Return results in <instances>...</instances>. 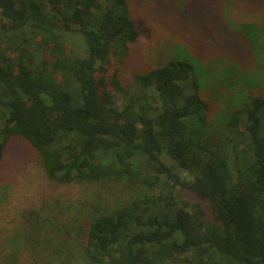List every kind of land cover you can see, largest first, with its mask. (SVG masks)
<instances>
[{
    "label": "trees",
    "instance_id": "trees-1",
    "mask_svg": "<svg viewBox=\"0 0 264 264\" xmlns=\"http://www.w3.org/2000/svg\"><path fill=\"white\" fill-rule=\"evenodd\" d=\"M138 36L127 0H0V163L19 136L52 182L144 190L45 205L0 264H264V99L216 123L189 55L123 85Z\"/></svg>",
    "mask_w": 264,
    "mask_h": 264
},
{
    "label": "rangeland",
    "instance_id": "rangeland-1",
    "mask_svg": "<svg viewBox=\"0 0 264 264\" xmlns=\"http://www.w3.org/2000/svg\"><path fill=\"white\" fill-rule=\"evenodd\" d=\"M127 2L139 36L122 60L118 78L123 85L142 69L164 64L172 54L189 55L202 97L210 105L209 116L216 123L248 98L264 99V0ZM243 24L251 29L244 30ZM253 24L260 29L254 31ZM104 187L50 181L33 147L19 136L10 138L0 163V260L11 255V238L18 232H31L35 213L46 214L43 207L49 203L55 207L60 200L92 201L100 190L107 207L115 208L129 194L143 190L115 180ZM16 260L17 264H32L27 250L19 252ZM75 264L86 263L79 259Z\"/></svg>",
    "mask_w": 264,
    "mask_h": 264
}]
</instances>
